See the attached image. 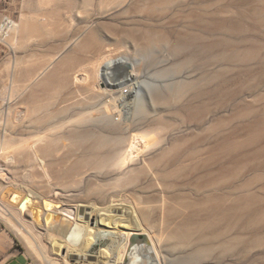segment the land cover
<instances>
[{"label": "rangeland", "instance_id": "rangeland-1", "mask_svg": "<svg viewBox=\"0 0 264 264\" xmlns=\"http://www.w3.org/2000/svg\"><path fill=\"white\" fill-rule=\"evenodd\" d=\"M5 14L22 27L0 32V145L45 113L149 117L143 125L163 137L157 148L133 154L137 172L100 181L112 194L154 201L162 221L154 233L173 231L177 264H264V0H0V23ZM108 53L134 61L141 79L177 83L139 111L118 95L95 96ZM19 152L8 166L16 175L28 162ZM84 195L80 201L100 198ZM0 236L44 264L1 216Z\"/></svg>", "mask_w": 264, "mask_h": 264}, {"label": "bare ground", "instance_id": "bare-ground-1", "mask_svg": "<svg viewBox=\"0 0 264 264\" xmlns=\"http://www.w3.org/2000/svg\"><path fill=\"white\" fill-rule=\"evenodd\" d=\"M21 22L14 21L11 28L19 31ZM60 55L50 64L57 63ZM102 57L97 66L99 74L94 76L97 85L91 89L97 95H118L116 99L126 108L131 105L139 111L163 87L170 90L177 83L173 78L164 83H157V77L154 81L141 79L136 63L129 58L112 57L111 53ZM48 68L41 70L28 87ZM117 68L124 77L114 76ZM118 77L122 79L117 81ZM28 89L26 86L21 95ZM145 117L107 109L102 113H45L36 118L42 123L37 122L34 129H16L18 139H3L0 151L9 155H0V216L34 254H41L44 264H177L176 247L170 241L173 231L154 233L162 223L160 217L154 219V201L141 195L112 194L107 189L111 184L108 187L100 181L116 173L122 178L137 172L133 161L129 163L133 154L142 148L151 153L162 141L159 128L143 125L149 118ZM15 119L22 123L19 115ZM136 124H141L139 130H133ZM174 149L175 145H170L165 151L173 154ZM23 150L27 151V166L16 175L8 166L17 164L15 156L21 152L16 151ZM108 165L114 167L105 171ZM83 194H98L100 198L80 201L78 196ZM98 246L100 250L95 252Z\"/></svg>", "mask_w": 264, "mask_h": 264}, {"label": "crops", "instance_id": "crops-1", "mask_svg": "<svg viewBox=\"0 0 264 264\" xmlns=\"http://www.w3.org/2000/svg\"><path fill=\"white\" fill-rule=\"evenodd\" d=\"M0 264H32L29 257L14 250V244L0 236Z\"/></svg>", "mask_w": 264, "mask_h": 264}, {"label": "built area", "instance_id": "built-area-1", "mask_svg": "<svg viewBox=\"0 0 264 264\" xmlns=\"http://www.w3.org/2000/svg\"><path fill=\"white\" fill-rule=\"evenodd\" d=\"M13 22L14 20L10 15H3L0 23V32H6L13 25Z\"/></svg>", "mask_w": 264, "mask_h": 264}]
</instances>
